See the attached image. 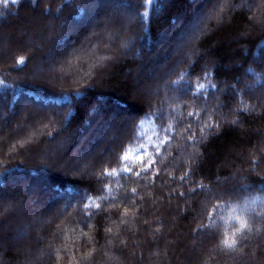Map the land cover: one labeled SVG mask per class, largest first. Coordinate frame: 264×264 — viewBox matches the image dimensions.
Segmentation results:
<instances>
[{
	"label": "trees",
	"instance_id": "16d2710c",
	"mask_svg": "<svg viewBox=\"0 0 264 264\" xmlns=\"http://www.w3.org/2000/svg\"><path fill=\"white\" fill-rule=\"evenodd\" d=\"M37 18L0 53V264H264V0L0 3V29ZM124 27L136 53L116 59ZM79 144L87 172L61 164Z\"/></svg>",
	"mask_w": 264,
	"mask_h": 264
},
{
	"label": "rangeland",
	"instance_id": "374dc122",
	"mask_svg": "<svg viewBox=\"0 0 264 264\" xmlns=\"http://www.w3.org/2000/svg\"><path fill=\"white\" fill-rule=\"evenodd\" d=\"M242 5L245 8H248L249 7V5L246 2H243ZM123 6H125V5L118 6L116 4H113V6L111 8V11L113 12L114 15H116V13L118 12V9H121V7H123ZM127 11L128 10H125L124 11V14H126ZM17 18H14V19H17ZM38 21H39L38 18H37V20L35 19L33 21L34 24L36 25V29L32 25H31L32 27H28V26L24 27L23 23L20 24V25H18L15 28L7 27L8 25L5 26V27H2L0 29V33L4 32V31H8V32L11 33L12 31L14 32V30H15V35H13V33H11L12 35H11V37H9V39H5V37H3V36L0 37L2 39H5V42H3V40L1 42V40H0V53L2 54L3 52L8 51V50L10 51L11 49H12L11 51H14V49L16 50V46H15V44L13 42L14 41L13 37L16 36V38H17V37L22 36V35L25 36V37L26 36L31 37L32 35L34 36V34H36L37 29L39 27ZM26 28H28V29H26ZM127 34H128L127 33V27H124V29H122L121 31L116 32V34L114 35L113 38H110V41L109 42L112 43L111 45L117 46V47L111 49V51L113 52L114 57L116 59L117 58H120L123 55H124L123 58L124 57L125 58L126 57L130 58V56H132V54H135L136 53V51L135 52L133 51L134 50L133 47H130L129 53L126 51V49H128L129 46L131 45V41H129V40L126 39L127 38L126 37ZM101 35H103V34H101ZM99 36H100V34H99ZM99 36H97V37H99ZM74 45L76 46V44L74 42H72L69 45L61 44L59 46L60 48L57 50L58 51V54L61 55V52L62 53L64 52V53H67L66 55L69 56V57L73 56V54H72V52H73L72 47H75ZM37 47L39 49H42L41 48L42 45H40V44H37ZM173 54H175V53L173 52ZM139 60H142V58L139 57ZM39 61H40L39 59L33 60L30 63L29 68H33L34 66H37L38 63H39ZM55 61H57V58L54 56V57H52L51 59H49V60H47L45 62V64H46L45 68H43V69H40V68L39 69H36V72H39L41 74H45V75L51 76L53 78L54 76H56L55 74H57V71L55 70L56 68L53 65V63ZM62 63L63 64H62L61 69H64V68H66L68 66L69 60L67 59L65 62H62ZM153 76H155V73H151L150 72L149 74H147L145 76V75H143L141 73V71H138V70L137 71H134L133 72V75L131 77L133 79V81H132L133 82V87H134V90L136 91V93H138V94H141V93L154 94L153 96H156L157 95V92H153V91H155V89L158 86L156 84H154V83L153 84H150L149 80H147V78H151ZM261 95L259 96V99H261ZM22 118H23L22 120H19V125L15 124V123L13 124V129L15 128V130L16 129L18 130L21 127H23V128L25 127L26 128V131L28 130L27 131V134H28V133H30V131L32 130V128L33 129H36L38 127V124H39L38 122L30 121V120H28V118L26 119L25 115L22 116ZM5 119L8 121V123L13 122L11 120L12 118L10 117V115L4 116L3 117V120H5ZM117 131L118 130L115 127H113V126H111L110 128L107 129V133H109V135H111V134L114 135V134H116ZM92 132H93V130L92 131H89L88 132V136H90L92 134ZM27 134H25V135H27ZM80 146H83V145L82 144H79V146L76 148L75 152L73 154H71V156H69V157L63 159V161H61L62 162L61 164L63 166L70 167L71 165H76V164L78 165L79 163H81L80 162L81 160H83V161L84 160H87L88 161L89 160V157L91 155H94L97 151L102 150V148L105 146V142H103L101 145H98L97 147H95L93 149V151L90 153V155L88 154L89 157H85V158L84 157H80L81 156L79 154V150L81 148ZM53 147L54 146H52L50 144L46 145L45 148H43V154L45 156L46 155H49V157H51V158H55V157L59 156V154H61V153H59L58 150H55L54 153H51V150H52ZM67 148L68 147H66L65 149H63L62 152H67ZM88 164L89 165L83 167V165L81 163V164H79V167H80V169L83 168L82 170H84L85 172H87V171L91 170V166H90L91 163H88ZM9 200L10 199H5L3 201H9ZM37 200L38 199L35 198V200L33 199V201H31L30 210H33V209L37 208V205L39 206V203H38ZM53 214L55 215L56 212H53ZM30 236H31V233L29 232L26 236L20 237L17 242L23 243V244L27 245V243H28V241L30 239ZM4 239H5V237L3 238V240Z\"/></svg>",
	"mask_w": 264,
	"mask_h": 264
},
{
	"label": "snow or ice",
	"instance_id": "6c2138e0",
	"mask_svg": "<svg viewBox=\"0 0 264 264\" xmlns=\"http://www.w3.org/2000/svg\"><path fill=\"white\" fill-rule=\"evenodd\" d=\"M2 2H4V0H0V3ZM16 2L17 0H12V3H16ZM149 3H151V0H149ZM124 159L127 160L129 158L125 156ZM139 159L142 162L144 161V157H140ZM137 175H139V173H137ZM235 219L239 221V228L236 230L237 232H240L248 227L247 223L244 220L240 219V217L237 216L235 217ZM236 243H237L236 239H234L231 236L223 240V244L229 249H233Z\"/></svg>",
	"mask_w": 264,
	"mask_h": 264
},
{
	"label": "clouds",
	"instance_id": "9594fccd",
	"mask_svg": "<svg viewBox=\"0 0 264 264\" xmlns=\"http://www.w3.org/2000/svg\"><path fill=\"white\" fill-rule=\"evenodd\" d=\"M212 211H216V209L214 208V209H212Z\"/></svg>",
	"mask_w": 264,
	"mask_h": 264
}]
</instances>
